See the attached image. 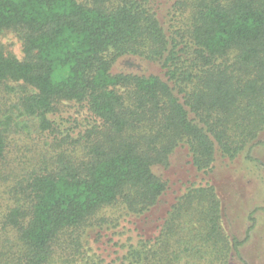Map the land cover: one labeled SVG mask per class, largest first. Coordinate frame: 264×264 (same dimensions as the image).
I'll return each instance as SVG.
<instances>
[{
	"label": "trees",
	"instance_id": "trees-1",
	"mask_svg": "<svg viewBox=\"0 0 264 264\" xmlns=\"http://www.w3.org/2000/svg\"><path fill=\"white\" fill-rule=\"evenodd\" d=\"M163 11L161 0H0V38L14 33L24 53L0 43V264H231L239 256L242 242L223 227L220 195L205 176L250 152L264 131V0H175ZM139 59L161 75H145ZM64 102L86 105L95 119L78 140L51 119ZM35 132L62 138L2 191L13 135ZM180 147L202 181L153 233L116 243L123 255L107 263L108 248L89 246L91 232L96 244L113 241L105 224L119 222L108 220L114 209L147 225L169 191L153 168L169 166Z\"/></svg>",
	"mask_w": 264,
	"mask_h": 264
},
{
	"label": "rangeland",
	"instance_id": "rangeland-1",
	"mask_svg": "<svg viewBox=\"0 0 264 264\" xmlns=\"http://www.w3.org/2000/svg\"><path fill=\"white\" fill-rule=\"evenodd\" d=\"M161 1L164 9L162 13L165 15V11L175 0ZM0 43L7 52L19 59L24 58L22 42L14 33L3 35ZM140 61L145 75H161L160 67L156 63ZM7 100L15 101L14 97L6 98L5 101ZM9 103L6 107H2V111L7 112L10 109ZM51 119L56 122L62 134H71L72 140H78L95 123L86 105L68 102L60 104L58 112ZM61 138L62 135H58L56 141L49 134L36 132L32 135H13L12 145L8 150L7 170L4 175L8 179V184L2 185L1 190L5 191L20 182L22 173L24 175L26 171L36 168L40 161L45 160L46 154V157L50 158V154L55 151L53 146L57 145L56 143ZM72 143L69 148L73 149L75 146L77 153L82 154L81 145L74 141ZM153 170L156 175L167 182L169 191L162 203L150 215L148 224L145 225L139 219H129L128 216L122 218L123 213L114 209L107 215L108 220L111 219L112 214H116L115 217L119 219V222L115 224L116 222L109 221L105 224L110 229L106 230V234H111L113 241L106 236L102 242L96 244V232L93 231L88 238L89 246L94 253H101V250L108 248L107 255H110L111 259H106L107 263L123 255V252H119L120 249L115 246L116 243L121 241L124 243L127 239L136 240L138 232L153 233L160 224L159 221L163 218L165 211L175 199L186 191L190 183L202 181L204 177L198 174L191 165L190 154L184 147L175 151L169 166H156ZM205 179L216 187L220 195L223 204V227L230 236H235L242 242L240 254L239 256L235 254L231 264H264V131L252 145L250 152L240 155L235 160L218 161ZM251 216L255 220V226L247 236Z\"/></svg>",
	"mask_w": 264,
	"mask_h": 264
}]
</instances>
